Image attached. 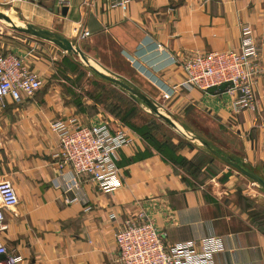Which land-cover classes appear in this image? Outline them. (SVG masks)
<instances>
[{
    "label": "crops",
    "instance_id": "obj_1",
    "mask_svg": "<svg viewBox=\"0 0 264 264\" xmlns=\"http://www.w3.org/2000/svg\"><path fill=\"white\" fill-rule=\"evenodd\" d=\"M112 2L68 0L58 10L56 0H16L18 22L7 12L0 19L66 38L97 61L96 70L122 77L173 119L182 122L193 114L204 119L228 139L229 147H214L264 179V0H132L125 9L110 8ZM240 24L250 25L260 47L255 110L235 113L225 87L172 92L182 79L177 62L192 53L238 50ZM80 30L90 37L78 40ZM0 50L24 58L42 82L33 98L8 100L0 108V179L11 181L19 199L15 208L4 211L0 239L22 257L20 264H119L114 236L140 212L166 234V244L217 236L225 249L214 257L215 264H264V230L252 219L250 201L238 196L237 176L242 175L212 159L225 169L209 174L203 164L202 175L194 177L152 149L131 161L149 148L133 131L137 140L120 153L121 186L100 193L89 179L59 166L58 138L50 122L69 117L81 124L99 121L78 110L61 79L50 78L57 49L11 31L0 38ZM185 142L179 150L185 159L205 153ZM243 190L242 197L259 196Z\"/></svg>",
    "mask_w": 264,
    "mask_h": 264
},
{
    "label": "built area",
    "instance_id": "obj_2",
    "mask_svg": "<svg viewBox=\"0 0 264 264\" xmlns=\"http://www.w3.org/2000/svg\"><path fill=\"white\" fill-rule=\"evenodd\" d=\"M38 3L49 0H30ZM110 8L125 9L132 0H112ZM68 0H56L58 10ZM0 26V35L4 32ZM11 31L5 29V35ZM90 37V32L80 30L77 39ZM260 47L248 24L239 25V49L192 53L179 62L182 79L173 88L191 91H209L225 87L233 100V111H254L256 85L260 77ZM39 74L28 67L24 58L0 50V108L8 100L19 103L33 98L41 89ZM170 93V92H169ZM168 93V94H169ZM166 95L169 97V95ZM50 131L58 138L60 167H68L76 178H87L100 193H112L121 186L118 167L120 153L131 147L137 138L125 126H111L99 121L81 124L76 117L55 119L49 124ZM73 198L69 202L76 201ZM19 203L11 181L0 179V231L5 229L4 211L12 210ZM113 215H111V218ZM165 233L157 230L153 221L140 212L124 221L115 234L114 242L119 253V264H215L214 257L224 251L220 237L207 236L196 241L166 244ZM22 257L8 248L0 239V264H20Z\"/></svg>",
    "mask_w": 264,
    "mask_h": 264
},
{
    "label": "rangeland",
    "instance_id": "obj_3",
    "mask_svg": "<svg viewBox=\"0 0 264 264\" xmlns=\"http://www.w3.org/2000/svg\"><path fill=\"white\" fill-rule=\"evenodd\" d=\"M15 3L16 0H0V13L7 12L6 17L8 19L18 22V10L15 6L13 7ZM10 24L0 23V26L4 31L0 35L1 39H5V29L13 31L10 28ZM15 25L19 26L17 24ZM50 44L57 49L53 53L55 60L52 62L54 65L50 73V78L55 77L61 79L60 85H62V88L69 93L72 102L75 105L76 103L80 104L79 106L76 105L77 108L79 107L78 109L80 111L81 107L83 110L82 113L85 114L88 119L94 117L95 120L108 122L111 126L118 124L131 130L132 127L139 128L147 125L150 127L151 133L157 140L173 143V145L176 148H179V150H182L185 147V141L188 140L184 138L180 131H177L175 128L166 124L158 116L152 113L144 104L135 102L126 91L108 82L107 80L100 78L90 67L92 66L95 68L94 66L97 65L100 68L97 61L83 54L88 60V65H86L79 57H69L62 49L53 43ZM74 46L81 51L77 45ZM74 65L76 66L74 67ZM97 70L110 77L117 78L128 85V83L123 81L122 77H115L116 75L112 74L111 71L103 69H101L102 71L99 69ZM128 86L134 89V87L130 85ZM153 104L158 107L161 114L169 116L161 106L156 103ZM180 120H182V122H178H180L186 131L189 130L188 128H191L189 131L192 135L206 140L210 145L229 147V144L226 141L228 139L225 135H218L217 133H214L213 126L211 124L208 125L204 119L196 118L195 114H193V118L185 119V121H183L184 119ZM194 145L200 147L197 142H194ZM198 159L201 160V164H204V166H209L207 167L208 169L206 168V170L210 171L209 174L212 172L218 173L220 170L225 169L223 165L210 159L202 153L196 154L193 157V160L197 161ZM201 175L202 174L200 172V175L198 176ZM237 177L241 181V186L237 188L239 193L238 196L250 201L248 205L255 209L253 210L252 219L262 228V230H264V193L257 186L252 185V182H250L247 178H243V176L239 175ZM205 178H207V175H205L203 179ZM243 189L257 191L259 196L257 194V198L254 197L255 200L250 199L247 196L242 197L241 195L243 194L241 192L244 191Z\"/></svg>",
    "mask_w": 264,
    "mask_h": 264
},
{
    "label": "water",
    "instance_id": "obj_4",
    "mask_svg": "<svg viewBox=\"0 0 264 264\" xmlns=\"http://www.w3.org/2000/svg\"><path fill=\"white\" fill-rule=\"evenodd\" d=\"M67 8L63 7L61 9V14L64 16L66 15ZM1 15V14H0ZM10 24V28L20 34L28 35L34 38L41 39L43 41H47L50 43H53L60 49H62L68 56L79 57L86 65H88V60L83 55V53L75 47L69 40L66 38L60 36L59 34H56L51 31H47L44 29H40L35 27L32 24H25L22 27L16 26L12 21L8 20ZM90 66V65H89ZM100 77L103 79L109 81L110 83L116 85L117 87L121 88L122 90L126 91L135 102L144 104L152 113H154L156 116H158L161 120H163L166 124L170 125L172 128H175L177 131H180L184 138H186L188 141L192 144L194 142H197L201 149L206 153L212 156L217 161L223 163L230 169L236 171L238 174L242 175L243 177L247 178L250 182H252V185L257 186L263 193H264V179L258 175L257 173L245 168L243 165H241L238 161H236L231 156L223 153L218 152L216 149L212 148L205 140L198 138L197 136H194L191 134V132L188 130L186 131L183 126L178 122V120H174L170 116H164L161 114L158 110V107L153 104L151 101H149L145 96H143L141 93L136 91L135 89L129 87L122 81L110 77L106 74H103L90 66ZM185 139V140H186ZM197 146V145H196Z\"/></svg>",
    "mask_w": 264,
    "mask_h": 264
},
{
    "label": "trees",
    "instance_id": "obj_5",
    "mask_svg": "<svg viewBox=\"0 0 264 264\" xmlns=\"http://www.w3.org/2000/svg\"><path fill=\"white\" fill-rule=\"evenodd\" d=\"M75 66L76 65H74V67ZM100 78H102V77H100ZM76 105L79 106L80 104L76 103ZM81 110L82 109L80 107V111ZM132 130L135 131L146 142V144L148 145L149 148H148V151H146L145 153H143L141 155L135 156L134 158L131 159V161L140 160V159H143L144 157H147L148 155L151 154L150 149H152L154 152L158 153L166 162L171 163V164H173L175 166H178V167L184 169V171L187 174L192 175L194 177H197L198 175H200V168L203 165V164H201V160L200 159H198L197 161L193 160V159L190 160V161L185 159L184 157H182L179 154V148H176L173 145V143H170V142H167V141H159V140H157L153 136V134L151 133L150 127H148L147 125H144V126L139 127V128L132 127ZM210 146L212 148L216 149L218 152H221L219 149L215 148L213 145H210ZM189 147H190V145H189ZM202 154L207 156V157H209L210 159H214L209 154H206V153H202ZM117 165L119 167V162H118ZM223 178H224V180H226L228 178V174L225 175Z\"/></svg>",
    "mask_w": 264,
    "mask_h": 264
},
{
    "label": "bare ground",
    "instance_id": "obj_6",
    "mask_svg": "<svg viewBox=\"0 0 264 264\" xmlns=\"http://www.w3.org/2000/svg\"><path fill=\"white\" fill-rule=\"evenodd\" d=\"M0 18H2L1 15H0ZM0 23H1V19H0Z\"/></svg>",
    "mask_w": 264,
    "mask_h": 264
}]
</instances>
